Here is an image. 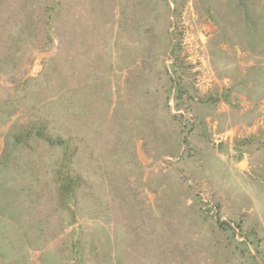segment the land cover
I'll return each instance as SVG.
<instances>
[{
	"label": "rangeland",
	"instance_id": "obj_1",
	"mask_svg": "<svg viewBox=\"0 0 264 264\" xmlns=\"http://www.w3.org/2000/svg\"><path fill=\"white\" fill-rule=\"evenodd\" d=\"M0 19V264H264V0Z\"/></svg>",
	"mask_w": 264,
	"mask_h": 264
},
{
	"label": "trees",
	"instance_id": "obj_2",
	"mask_svg": "<svg viewBox=\"0 0 264 264\" xmlns=\"http://www.w3.org/2000/svg\"><path fill=\"white\" fill-rule=\"evenodd\" d=\"M33 1V0H32ZM257 6L255 5L254 8H256ZM6 20L3 19L1 20L0 19V25L1 26H5ZM13 31V32H12ZM10 31H3V34L4 36L8 37L9 35V41L6 42L8 45L10 43H13V45H15L14 49L15 50H19V47L20 46H24V45H27V43H33V42H36L34 38H36V35H37V32L33 33V34H26V32H23V29L19 28V26H17L16 28H14L13 30H11V32L9 33ZM16 38V42L14 43L12 40ZM12 41V42H11ZM43 44V43H42ZM45 44L44 43L43 45H39L40 47H45Z\"/></svg>",
	"mask_w": 264,
	"mask_h": 264
},
{
	"label": "bare ground",
	"instance_id": "obj_3",
	"mask_svg": "<svg viewBox=\"0 0 264 264\" xmlns=\"http://www.w3.org/2000/svg\"><path fill=\"white\" fill-rule=\"evenodd\" d=\"M241 166H244V162L240 163Z\"/></svg>",
	"mask_w": 264,
	"mask_h": 264
}]
</instances>
